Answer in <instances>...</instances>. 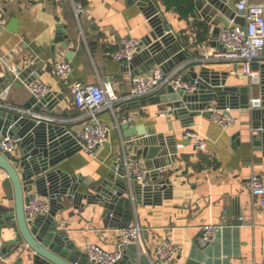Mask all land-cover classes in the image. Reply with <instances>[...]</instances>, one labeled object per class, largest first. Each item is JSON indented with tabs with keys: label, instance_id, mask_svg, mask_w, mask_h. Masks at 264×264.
Here are the masks:
<instances>
[{
	"label": "crops",
	"instance_id": "1",
	"mask_svg": "<svg viewBox=\"0 0 264 264\" xmlns=\"http://www.w3.org/2000/svg\"><path fill=\"white\" fill-rule=\"evenodd\" d=\"M155 1L163 17L184 42L182 62L169 71L182 67L185 73L187 66L192 65L199 70L198 57L219 47L221 27L227 16L235 11L236 0H217L219 7L212 8L205 3L201 9L196 7L194 0V10L187 16L180 12L178 5L169 6L166 0ZM78 2L83 5L81 13L76 11ZM0 14L6 21L0 37V55L10 67L36 64L38 76L34 80L46 82L51 91L60 94L55 107L57 112L54 113L62 117L59 122L76 129L80 127V109L72 97L71 80L98 84L110 81L115 86L119 97L115 108L107 107L99 112L100 117L112 125L107 142L100 147L97 156L85 153L87 161L77 154L72 155L62 164L64 168L81 171L94 179L108 175L110 170L117 172L121 162L118 157H122L125 151L136 153L126 143L120 127L119 113L125 116L127 110L133 123L145 124L153 133H164V137L170 139L166 145L167 152L148 161L150 171L157 169V177L165 179V183H158V189L153 188L151 194L146 195L145 187L154 182L151 176L145 182H138L142 191L132 194L134 211L130 223L143 228L144 243L150 252L164 236L169 235L180 246V253L171 264H254L256 260L264 261V209L256 204L259 197L253 196L247 182L252 169L264 177V147L255 145L250 138L251 110L230 109L237 120L234 125L224 128L213 118L211 109L216 108V103L211 102L207 112L194 115V123L188 126L198 130L207 142L205 149H196L184 137L186 126L182 119L173 112L167 115L160 113L165 103H135L143 97L130 96L132 71L126 63L112 58L110 52L124 35L131 33L142 39L149 32L146 14L136 0H0ZM208 15L212 20L206 19ZM13 17L18 19L14 25L17 31L7 28ZM197 21L208 25L204 40H198ZM59 24L72 37L71 46L75 47L72 58L66 57V48L61 43L57 44V56L52 54V43ZM215 25H219L216 37L213 34ZM62 57L70 59L73 64L68 82L60 80L52 72L54 60ZM262 63L264 59L254 65L259 69ZM208 65L228 70L223 65ZM228 83L249 84V79L230 72ZM28 85L10 84L8 93L0 88V102L24 106L31 96ZM258 95L254 89L252 96ZM3 108L0 106V112ZM172 145L177 146L174 153ZM140 157L145 158L143 155ZM158 163L160 165L156 166ZM6 179L7 172L0 166V206L14 203ZM65 203V209L57 215L59 225L76 239L83 252L90 241L109 250L118 247L119 227L105 224L102 202L85 203L81 207H75L68 199ZM4 218L2 211L0 220ZM236 218L243 219V222L234 223ZM206 223L221 227L208 245L201 246L196 237ZM14 236L12 227L5 229L6 239ZM126 253L132 259L135 248L127 247ZM17 255L11 252L6 256L5 263ZM124 264H129V261Z\"/></svg>",
	"mask_w": 264,
	"mask_h": 264
},
{
	"label": "water",
	"instance_id": "2",
	"mask_svg": "<svg viewBox=\"0 0 264 264\" xmlns=\"http://www.w3.org/2000/svg\"><path fill=\"white\" fill-rule=\"evenodd\" d=\"M133 1V0H129ZM144 10L149 23V32L142 38L144 47L134 56L130 63H126L132 74L149 73L157 64L165 71L182 62L185 51L184 42L172 29L171 24L160 12L159 4L155 0H136ZM207 3L208 7L217 6V0H195L196 7L201 9ZM234 12L230 13L233 15ZM206 19L212 20L211 15ZM17 18L13 17L7 28L17 31ZM240 22H245L241 16ZM215 23V21L213 20ZM219 25H215L213 34L216 37ZM66 48V57L72 58L75 47L71 46L72 37L63 27L57 25V32L52 43V54L57 56V44ZM219 47H223L222 43ZM184 55V54H183ZM197 70L195 65L187 66L185 74L194 84L193 90L185 88L175 89L172 84L164 86L158 93L143 97L135 101L139 105L147 103H165L173 108L175 116L182 119L184 126L189 128L194 123V115L206 113L211 102L219 109L250 108L252 120L250 138L255 145L264 147V63L259 65L260 80L252 85L248 83H228L229 70H218L206 63H201ZM15 73L10 65L0 57V88L12 84L21 86L30 83L37 76L36 64L29 63L20 67ZM238 65H235L237 68ZM253 67H258L253 64ZM254 89L261 99L260 105L251 107L250 100ZM60 94L48 91L40 98L31 94L25 107H32L36 111L56 113V104ZM119 113L122 135L128 145L136 153L145 157L149 168V160L167 152L166 145L170 143L164 133H153L145 124L133 123L128 115ZM170 127L172 123L169 124ZM19 136L18 147L14 152L0 150V166L7 172L6 184L13 193L14 203L10 206H0V214L4 211V220H0V264H95L88 260L66 229L59 225L58 213L66 207V199L71 200L75 207L85 203L102 202V214L105 224L113 227L130 225L133 218L134 191H142L139 180H130L125 175L123 160L116 172L110 170L108 175H101L94 179L81 171L68 170L62 166L66 159L74 154L87 161L85 153L76 138L77 130L62 122L47 120L37 121L34 115H23L20 112L3 108L0 112V136ZM167 140V141H166ZM173 153L177 146H171ZM174 157V155H173ZM160 164H156L159 166ZM150 169V168H149ZM158 170L149 172L154 182L145 187L146 195L157 188L158 183H165V179L157 177ZM135 186V188L133 187ZM166 185V184H165ZM155 186V187H154ZM163 188V187H162ZM35 193L48 196L51 202L49 213L39 215L28 221L25 214V202ZM86 201H83V199ZM234 223H241L243 219H233ZM12 227L15 236L5 237V229ZM127 247L135 248L132 259L126 253ZM124 256L115 264H149L145 254H137L136 243L122 244ZM11 252L18 255L12 261L5 263L6 256Z\"/></svg>",
	"mask_w": 264,
	"mask_h": 264
},
{
	"label": "built area",
	"instance_id": "3",
	"mask_svg": "<svg viewBox=\"0 0 264 264\" xmlns=\"http://www.w3.org/2000/svg\"><path fill=\"white\" fill-rule=\"evenodd\" d=\"M77 13L83 11L82 3L76 5ZM244 18V23L237 20V17ZM5 17L0 14V37L5 28ZM218 39L223 47H214L211 51H205L198 57L201 63H214L225 66L231 73L242 78L249 79V84L257 83L260 80V70L253 67L255 62L264 59V2L254 0H236L233 15H228L222 25ZM144 47L142 39L134 34L124 35L119 44L110 52L111 57L124 63H130L134 56ZM0 57L3 58L2 55ZM4 59V58H3ZM238 65L235 68V65ZM15 73H19L18 66L11 67ZM52 72L60 80L68 82L73 73V64L70 59L56 58L52 64ZM172 84L175 89L185 88L193 90L194 84L186 78L182 67L165 71L160 65L155 66L149 73L132 74L129 78L130 96L148 97L158 93L164 86ZM73 100L80 109L81 123L77 130L76 138L81 145V150L91 156H97L100 147L108 140L112 125L100 117L99 112L107 107L115 108V101L118 95L112 82L98 84L74 79L69 82ZM30 93L40 98L51 90V87L44 81L34 80L28 85ZM10 84L3 91L8 93ZM259 96H252L251 107L260 105ZM0 106L13 109L23 115H34L37 121H60L62 117L54 113L36 111L32 107L17 106L0 102ZM212 108V107H211ZM173 112L170 106L161 108L160 113L167 115ZM212 116L221 127H229L235 124L237 117L229 108L211 109ZM131 119V117H129ZM186 140L191 141L196 149H205L207 142L200 132L191 127L184 131ZM19 136H0V150L14 152L18 147ZM125 175L130 179H137L145 182L149 179L150 169L144 159L135 152L125 151L122 157ZM248 186L253 196L259 197L256 204L264 209V177L252 169L248 177ZM51 208L50 198L35 193L25 202L26 219L30 222L37 216L49 213ZM221 225L206 223L202 231L197 235L196 242L201 246L208 245L215 237ZM119 239L118 247L114 250L104 248L97 242L90 241L85 246V253L88 260L95 264H115L124 256L122 244L136 243L137 254H145L149 264H171L180 253L179 244L169 235L164 236L150 252L144 243L143 228L139 225L121 226L117 229ZM254 264H264V261L256 260Z\"/></svg>",
	"mask_w": 264,
	"mask_h": 264
},
{
	"label": "trees",
	"instance_id": "4",
	"mask_svg": "<svg viewBox=\"0 0 264 264\" xmlns=\"http://www.w3.org/2000/svg\"><path fill=\"white\" fill-rule=\"evenodd\" d=\"M169 6L178 5L180 12L183 15H189L194 10V0H166ZM197 37L198 40H204L207 38L208 25L204 21H197Z\"/></svg>",
	"mask_w": 264,
	"mask_h": 264
}]
</instances>
